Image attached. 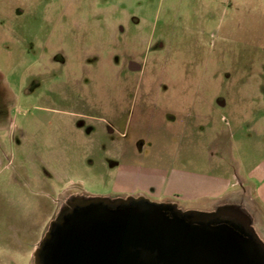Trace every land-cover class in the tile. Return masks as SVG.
I'll return each mask as SVG.
<instances>
[{
  "label": "rangeland",
  "instance_id": "1",
  "mask_svg": "<svg viewBox=\"0 0 264 264\" xmlns=\"http://www.w3.org/2000/svg\"><path fill=\"white\" fill-rule=\"evenodd\" d=\"M227 1L0 0V264L70 193L237 204L264 241V44L223 48Z\"/></svg>",
  "mask_w": 264,
  "mask_h": 264
},
{
  "label": "water",
  "instance_id": "2",
  "mask_svg": "<svg viewBox=\"0 0 264 264\" xmlns=\"http://www.w3.org/2000/svg\"><path fill=\"white\" fill-rule=\"evenodd\" d=\"M35 264H264V241L237 204L183 212L143 197H78L52 224Z\"/></svg>",
  "mask_w": 264,
  "mask_h": 264
},
{
  "label": "crops",
  "instance_id": "3",
  "mask_svg": "<svg viewBox=\"0 0 264 264\" xmlns=\"http://www.w3.org/2000/svg\"><path fill=\"white\" fill-rule=\"evenodd\" d=\"M202 1L213 4L217 0ZM225 1L221 0V3L225 4ZM227 4L234 6L235 10L231 25L226 29V35L222 37L223 48L226 49L229 39L235 40L232 43L236 45V50L240 49L242 54L246 53L247 48H256L257 43L264 44V29L258 31L261 27L264 28V26H260L264 21V0H228Z\"/></svg>",
  "mask_w": 264,
  "mask_h": 264
},
{
  "label": "flooded vegetation",
  "instance_id": "4",
  "mask_svg": "<svg viewBox=\"0 0 264 264\" xmlns=\"http://www.w3.org/2000/svg\"><path fill=\"white\" fill-rule=\"evenodd\" d=\"M69 196L68 199H66V197ZM64 200L62 201L61 203V206L58 210V212L56 214H54L52 217H51V221L48 223V228H47V231H46V234L44 236L41 237L39 243L34 247V255H33V261L35 263V254L36 252L43 246L44 244V239L46 238L47 234L49 233L51 227H52V224L58 219L60 213L62 212V210H64L65 208L69 207L70 206V203L78 198V197H86L84 196L83 194H80V193H70L69 195H67ZM176 205V204H174ZM241 206V205H239ZM177 208L179 209L178 205H177ZM169 215H173L174 214V210L173 209H169L168 212H167Z\"/></svg>",
  "mask_w": 264,
  "mask_h": 264
}]
</instances>
